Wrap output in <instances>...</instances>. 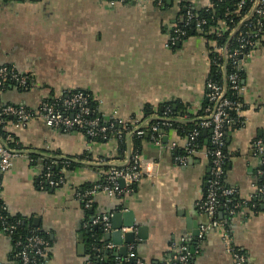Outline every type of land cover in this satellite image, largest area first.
<instances>
[{
	"label": "crops",
	"instance_id": "obj_1",
	"mask_svg": "<svg viewBox=\"0 0 264 264\" xmlns=\"http://www.w3.org/2000/svg\"><path fill=\"white\" fill-rule=\"evenodd\" d=\"M209 3L196 0L195 5ZM179 12L173 0L165 7L155 0L114 6L106 0H0V67L14 66L31 79L28 89L7 87L1 101L37 110L49 96L84 91L104 120H142L146 111L158 116L168 104L185 113L181 120L196 116L207 102L210 45L201 34L175 47L170 44ZM245 70L244 124L227 133L224 162V183L236 190L244 209L232 216L228 228L249 264H264V200L258 197L262 179L254 147L264 138V39L246 59ZM6 129L23 152L9 171L0 172V198L12 216L46 234L51 264L87 260L88 214L80 194L102 181L93 159L105 156L110 160L106 166H121L134 147L144 168L135 192L124 197L96 194L91 211L111 217L132 211L134 242L123 245L134 244L145 264L167 261L184 241L194 248V264H236L217 231L198 239L199 226L208 221L200 203L211 169L209 139L184 166L175 157L187 140L175 129L162 128L156 141L148 135L131 140L125 155L118 154L115 139L90 144L81 131L64 132L35 120L24 126L10 121ZM87 151L92 160L83 157ZM28 153L82 159L64 170V184L51 188L41 184L42 165L32 163ZM0 264H16L12 240L4 234Z\"/></svg>",
	"mask_w": 264,
	"mask_h": 264
},
{
	"label": "built area",
	"instance_id": "obj_2",
	"mask_svg": "<svg viewBox=\"0 0 264 264\" xmlns=\"http://www.w3.org/2000/svg\"><path fill=\"white\" fill-rule=\"evenodd\" d=\"M106 1L110 6L118 3L147 2V0ZM155 2L158 6H161L163 0H155ZM175 2L179 5L180 12L173 27L170 44L175 45L182 41L186 36L185 28L191 25L198 34L203 36L206 32L207 21L199 18L195 8L196 0H175ZM205 7H211V1ZM182 8H184V12L181 11ZM231 9L232 11L226 14V19L218 20L217 26L211 33L214 38L208 40L211 47L210 53L213 56L209 57L208 62L207 106L204 108L202 115L195 118V128L186 137L187 141L183 153L177 155L175 160L178 164L185 166L201 149L197 144L200 133L206 131L210 134L211 147L206 148V155L210 161L211 169L207 181L206 196L200 203V209L208 218V221L199 226L198 239L202 240L210 230L217 231L226 245L227 252L234 257L236 264H249L247 255L235 245L230 229L221 217L218 218V214L219 209L222 207L220 199L226 198V202L230 203L232 197L236 195V190L224 183L226 128L238 129L244 124L243 113L247 108V102L242 72L246 74V59L264 39V0H238L232 5ZM213 69L216 71L218 79L210 76ZM29 79V76L19 73L14 66L0 67V95L6 85L28 89ZM64 95L65 97H63ZM91 97L90 94L84 91L61 94L56 96L53 102H42L37 110H32L25 105L4 104L0 98V127L9 135H12L6 129L10 121H13L17 126H24L35 120L64 132L83 131L84 135L91 139L89 140L90 144L96 143L93 141L96 137L107 138L109 135L114 134L121 139L124 135L123 131L127 138H141L151 132L152 139L156 141L155 132L159 129V123L152 125L151 119L158 118L157 115L154 114L153 118L150 117L145 120L133 119L129 122H123L115 119L116 122L109 120L102 122L100 116L90 117L93 109L90 104ZM96 109L98 110V107ZM171 121V119L166 118V120H163V124L171 127ZM181 122L185 121L181 120ZM117 124L120 125L123 131L116 130ZM149 127L151 129L146 130ZM9 135H0V172L2 174L10 170L15 159L21 155L20 152L22 151V149L11 146L13 138ZM254 147L260 158L259 172L263 180L258 188V197L264 200V138L255 141ZM108 161L110 160L105 156H98L93 159V163L100 168L106 166ZM66 163H69V161ZM108 167L110 168L107 171H103L102 168L99 169L102 177H104V183H97L80 194V200L86 208L92 206L94 196L99 193L118 197L133 194L135 187L144 175V168L137 154L131 155L130 153L125 164L121 166L109 164ZM64 170L63 166L57 174L47 172L43 175L49 187L58 188L64 184ZM120 180L124 181L123 185L120 184ZM243 209L244 205L237 202L227 209L228 216L241 214ZM111 219L112 217L109 214L95 215L89 223H85V227L86 229L93 226L100 228L106 235L114 231ZM13 230L12 226L4 225V232L0 235H7L12 240L16 264H51L47 240L36 233L35 230H30L29 234L23 239H12ZM121 231L127 233L136 230L122 227ZM101 249L111 251L114 259L113 264H129L132 260L135 262L134 264H145L137 257L134 244L128 246L127 255L125 256L121 254L120 246L115 245L112 241H107ZM101 249H97V251ZM193 257L194 252L188 242L184 241L181 245L175 246L172 256L167 261L159 264H194ZM84 264L98 263H94L91 256H89Z\"/></svg>",
	"mask_w": 264,
	"mask_h": 264
},
{
	"label": "trees",
	"instance_id": "obj_3",
	"mask_svg": "<svg viewBox=\"0 0 264 264\" xmlns=\"http://www.w3.org/2000/svg\"><path fill=\"white\" fill-rule=\"evenodd\" d=\"M167 1L168 0H163L161 7H165L167 5ZM173 1H175V0H173ZM210 1H211V7H203V8L195 7L196 11L198 12L199 18L205 19L207 21V25L205 27L206 32L203 34V36L206 37L208 40L214 38V35H212L211 33L214 31L215 27L217 26L218 20L219 19H226V14L228 12L230 13L232 11V9H231L232 5L235 2H237L238 0H210ZM181 11L184 12V8H182ZM185 33H186V36L184 39H186L192 35L198 34L192 25L185 28ZM171 34H173V29L171 31ZM177 44L172 45V46L175 47ZM212 56H213V54L210 53L209 57L211 58ZM210 76L218 79V76H216V71L214 69L211 71ZM243 79H245V73L244 72H242V80ZM9 86L10 85H6L4 90ZM30 86H31V79H29V87L28 88H30ZM19 89H22V88H19ZM23 90H25V89H23ZM63 97H65V95ZM55 98H56V96H54V95L49 96L48 98H45L43 100V102H45V101L53 102L55 100ZM90 104H91V107L94 109V110L92 109V114L90 115V117H99L100 116L102 122L107 121V120H104V118L100 115L99 110L96 109L97 103L93 100V98L91 99ZM206 106H207V102L205 104V107ZM204 108L196 116H193V117L188 116V118H190V119L185 120V122L182 123L181 118L185 115V113L181 112L179 110H174L173 106H171V104H168L167 107L163 111H161V112L157 111V114H158L157 117L158 118L151 119L152 125L159 123V129L157 132H155V136L158 137L159 131L162 128H165V129H175L178 131V133L181 136L187 137L188 134L191 131H193V129L195 128V125H196L195 124L196 122H194L195 118L202 115ZM153 115H154V111L148 110V111H146L145 117L142 120L148 119L150 117L153 118ZM166 118H169L172 120L171 121V127L163 124V120H166ZM109 121H115L116 122L115 119H109ZM151 124H150V126H152ZM147 129H151V127L146 128V130ZM233 129L234 128H226L227 133ZM116 130L117 131H123V129L120 127L119 124L116 125ZM74 131H77V130H74ZM81 132L84 134L83 131H81ZM122 133L124 135H123V138H121V139L118 138L117 136H115V134H114V135H109L107 138L96 137L93 141L97 142V143H103L105 141H110V140L115 139L117 141V148H118L117 150L119 152L118 154L125 155V153H127L129 150L128 143L131 140L137 142L147 135L152 139L151 132H148L146 135H144L141 138H137V137L127 138L125 132L123 131ZM0 135L7 136L9 134L7 132H5L3 130V128L0 127ZM9 136H12V138H13V142L11 143L12 147L17 148V149H23V146L21 144H19L18 139L14 135H9ZM87 139H88V141L91 140L90 138H87ZM206 141H207L206 146L208 148H210L211 147L210 134L206 131H202L198 137V143L197 144L201 148V147H203V144ZM180 153H183V150H181ZM224 153H225V155L227 154L226 150H224ZM28 154H29V157H30L32 163H34V164L40 163L42 165L43 172H42V175L40 176L41 177L40 178L41 184L43 186H47V187H49V186H48L47 182L45 181V178L43 175H45L47 172H50L51 174H53V173L57 174V172L63 166H64V169H71V168L77 166L79 163L78 161L82 159L80 157H78V158L50 157V156H45V155L40 156L38 154H33V153H28ZM135 154L138 155V153L136 151V147H134V149H132V151H131V155H135ZM83 157L85 158V160H92V154L88 151ZM226 158H227V155H226ZM68 161H69V163H66ZM101 168L103 171H107L110 167L103 166ZM103 178L104 177H102V181L99 183H104ZM262 181L263 180H261V182ZM90 187H92V186H88V187H86V189H88ZM136 187H135V190H136ZM51 188H53V187H51ZM54 188H57V187H54ZM220 201L222 202V207L219 209V213L224 214L223 220L226 222V225L229 226L228 225L229 220L232 217L228 216L227 209L229 207L231 208L233 206V204L240 202V200L238 199L237 195H235L232 197V202H230V203L226 202V198H221ZM91 207L86 208V211L88 214V219H87L86 223H89L90 219L96 215V214H94L93 211H91ZM218 218H219V214H218ZM4 225H10L13 227L14 230L12 233V239H17V238L23 239L29 234L30 230H35L36 233H38L40 236H42L45 240H48L46 234L43 231H41L39 228H36L31 222L24 220L20 216H12L8 212L5 203L0 198V234L4 232L3 231ZM87 230H88L87 235H88V239H89L88 256H91V260L94 263H98V264H113L114 259H113V256L111 255V251L101 249L102 246L107 243V240L105 238V235H104L102 229L93 226V227H89ZM97 249H101V250L97 251ZM134 263L135 262L132 260L129 264H134Z\"/></svg>",
	"mask_w": 264,
	"mask_h": 264
},
{
	"label": "water",
	"instance_id": "obj_4",
	"mask_svg": "<svg viewBox=\"0 0 264 264\" xmlns=\"http://www.w3.org/2000/svg\"><path fill=\"white\" fill-rule=\"evenodd\" d=\"M135 3V2H134ZM120 184L123 185L124 181L120 180ZM112 221H115V224H112L113 232L105 235L107 241H112L115 245L120 246V252L122 255H127V248L123 243H133L135 232L130 231L127 233H122V227L134 228L135 227V216L132 211L118 212L112 216ZM139 233V232H138ZM125 241V242H124ZM194 251V248H191Z\"/></svg>",
	"mask_w": 264,
	"mask_h": 264
}]
</instances>
